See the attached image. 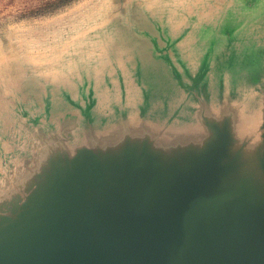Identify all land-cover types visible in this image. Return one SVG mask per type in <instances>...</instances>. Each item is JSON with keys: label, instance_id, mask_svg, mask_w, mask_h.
Masks as SVG:
<instances>
[{"label": "water", "instance_id": "water-1", "mask_svg": "<svg viewBox=\"0 0 264 264\" xmlns=\"http://www.w3.org/2000/svg\"><path fill=\"white\" fill-rule=\"evenodd\" d=\"M251 18L194 29L176 63L146 58L139 72L176 79L168 101L149 106L140 74L50 99L42 165L2 203L0 264H264V12Z\"/></svg>", "mask_w": 264, "mask_h": 264}, {"label": "rangeland", "instance_id": "rangeland-1", "mask_svg": "<svg viewBox=\"0 0 264 264\" xmlns=\"http://www.w3.org/2000/svg\"><path fill=\"white\" fill-rule=\"evenodd\" d=\"M42 1L0 0V214L7 210L2 207L5 198L26 197L29 175L38 172L45 158L41 154L35 159L32 134L44 133L46 110L52 118L51 100L62 99L68 93L64 89L80 95L105 80L117 85L125 74H140L149 106L168 101L175 95L176 79L161 63L139 72L146 58L160 60L164 54L176 63V48L193 35H204L192 34L194 29L212 21L232 28L246 24L249 30L251 17L261 18L264 12V0H74L48 13L30 14L29 8ZM227 36V43L233 42L230 65L239 76L241 63L233 59L236 34ZM24 141L29 145L26 152L21 149Z\"/></svg>", "mask_w": 264, "mask_h": 264}, {"label": "trees", "instance_id": "trees-1", "mask_svg": "<svg viewBox=\"0 0 264 264\" xmlns=\"http://www.w3.org/2000/svg\"><path fill=\"white\" fill-rule=\"evenodd\" d=\"M74 0H43L34 8H29L30 14H42L48 13L52 10L59 8L60 6L66 5Z\"/></svg>", "mask_w": 264, "mask_h": 264}]
</instances>
